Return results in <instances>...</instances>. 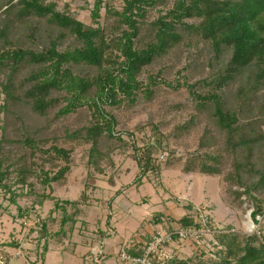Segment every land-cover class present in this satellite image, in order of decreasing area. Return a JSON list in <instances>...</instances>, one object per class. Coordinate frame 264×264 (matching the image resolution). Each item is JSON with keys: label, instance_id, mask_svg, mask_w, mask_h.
I'll return each instance as SVG.
<instances>
[{"label": "trees", "instance_id": "1", "mask_svg": "<svg viewBox=\"0 0 264 264\" xmlns=\"http://www.w3.org/2000/svg\"><path fill=\"white\" fill-rule=\"evenodd\" d=\"M161 1L164 0H122L120 10L111 6L106 8L113 22L102 25L98 19L103 1L95 0L92 10L95 27L58 11L55 2L49 0H6L4 6H0V12L5 16L0 26V40L4 44L0 50V98H3L2 109L8 120L12 123L20 121V125L11 130L2 126L0 136V188L9 194L12 203H16L14 186H32L30 176L36 175L43 184L50 185L64 180L70 171V150L57 144L41 150L40 144L45 140L37 139L35 134L50 128L59 118L86 109L90 119L72 131L67 129L65 135L72 140L90 142L92 159L98 154L102 157L106 153L99 148L102 136L111 143L122 142L120 133L115 131L117 119L108 108H119L125 102L135 104L142 95L150 96L153 92L150 84L155 83L156 76L149 74L145 83L140 78L142 72L188 35L207 43L217 61L226 51L231 55L218 69L216 77L202 80L211 88L208 93L202 94L192 87L201 108L213 107L209 118L222 135L223 142L219 144L215 136L210 141L203 139L200 142L205 147L203 154L193 156L183 170L222 174L228 155L235 154L226 179L243 187L238 195L243 193L253 202L252 217L259 223L257 217L264 209L254 191L264 183V97L261 104L256 100L264 94V0H175L170 10L145 25L147 13ZM34 18L37 23H33ZM185 19L197 21L186 22ZM44 21L42 35L47 36V45L29 48L15 38L16 45H13L10 39L13 26L26 22L30 30L26 33L27 38L35 40ZM67 37H74L78 44L59 48ZM31 43L36 45L35 41ZM239 76L244 80L233 94L235 104L229 107L223 91ZM24 120L33 125L27 126ZM36 122L43 124L34 125ZM188 126L182 127L187 129ZM155 131L152 134L156 144L143 145L145 152L135 156L141 176L159 166L153 156L155 145L162 146L163 136L158 129ZM11 143L27 148L28 154L13 152L14 162L9 161L10 152L4 153L3 147ZM36 151L52 152L50 161L62 159L65 164L56 171L40 168L37 173L33 158ZM13 166H16V179L11 182ZM252 172L258 173L259 179L248 183L245 175ZM43 199H46L45 194ZM55 205L61 207L59 201ZM67 219L64 218L63 223ZM178 222L188 226L193 224V219L185 216ZM42 230L46 231L45 224ZM221 233L214 234L212 253L215 259L201 260L200 255L205 253L202 251L196 262L174 257L170 263L264 264V242L259 240L257 233L242 235L230 230ZM150 240L135 246L129 254L143 255ZM47 246L45 240L42 258Z\"/></svg>", "mask_w": 264, "mask_h": 264}, {"label": "rangeland", "instance_id": "2", "mask_svg": "<svg viewBox=\"0 0 264 264\" xmlns=\"http://www.w3.org/2000/svg\"><path fill=\"white\" fill-rule=\"evenodd\" d=\"M5 1L0 0V6L5 4ZM49 1L55 2L58 11L70 14L86 25L97 26L92 18L95 0ZM102 1L98 22L102 25L110 24L113 17L107 14L106 8L111 6L120 10L123 2ZM174 2L175 0L159 2L147 13L145 25L165 14L173 7ZM4 20L5 16L0 12V26ZM33 23H37L35 18ZM45 24V21L41 23L35 40H31L26 35L30 31L28 24L19 22L11 29V42L16 45L14 38L18 39L29 48L47 45V36L42 35ZM183 32L188 34L184 30ZM32 41H35L36 45H33ZM76 44L78 42L74 37H67L62 40L59 48L65 49ZM3 46V41L0 40V50ZM230 55V51H226L217 61L214 51L207 43L199 41L197 37L185 35L180 44L175 45L167 55L155 60L142 72L140 78L144 82L149 74L156 76L155 83L150 84L153 90L150 96L142 95L135 104L129 105L125 102L119 108H108L117 119L115 131L120 133L122 142L111 143L102 136L99 148L106 152L102 157L98 154L92 159L89 154L90 142L72 140L65 135L67 129L72 131L90 119V112L86 109L59 118L52 122L50 128L35 134L37 139L45 140L40 144L41 150H47L53 144L70 150V171L66 173L64 180L52 182L50 185L43 184L36 175L30 176L29 182H32V186H14L16 203H12L9 194L0 188V264H36L37 260L38 264H104L105 253L112 249L107 242H103L108 240L106 234L115 229V224L117 239L120 241L123 235L128 233L125 223L133 219L134 215L138 221V213L129 214L125 210L128 199L144 211L139 215L151 213L152 216L157 214L154 218H160V214H169V219H159L165 223L154 229L151 239L157 231L165 233L168 228L179 225L178 220L185 216L195 219L201 211L210 215L213 226L211 233L204 236L203 242L197 244L191 239L181 241L176 238L167 244L166 249L180 259L196 262L202 251L205 253L200 255L201 260L208 262L211 257L215 259L212 253L213 240L217 234L229 230L242 235L257 233L259 240L264 242V212L257 217L259 223H255L252 217L253 202L243 193L238 195V191H242L243 187L239 188L231 184L230 179H226L227 172L232 170L231 164L235 154L228 155L222 174L209 175L183 170L193 156L203 154L205 147L200 145L203 139L206 142L215 136L219 144L223 142L222 135L209 118L213 107L208 104L209 107L201 108L193 96L192 87L202 94L208 93L211 88L204 85L202 80L216 77L218 69L225 65ZM243 80V77L239 76L223 91L229 107L235 104L233 94ZM263 95L258 96L257 104L263 103ZM3 103L1 97L0 136L2 126L11 130L13 126L20 125V121L12 123L8 120L2 109ZM24 124L33 125H29L25 120ZM41 124L43 123H34ZM185 124H189L187 129L182 127ZM154 127L163 136V144L155 145L153 156L157 158L156 164L159 166L141 176V168L135 156L145 152L142 150L143 145L155 143L152 134L156 132ZM262 129L264 131V125ZM9 130L7 131L11 135ZM3 151L10 152L11 162H14V153L29 152L27 148L15 143L4 144ZM51 154L53 153L36 151L33 158L37 173L40 168L56 171L59 166L65 164L62 159L50 161ZM144 157H147V154ZM262 162L259 164L262 165ZM15 169L16 166L11 169L14 170L10 175L11 182L16 179ZM245 178L248 183H255L259 174L252 172L251 175H245ZM44 194L46 199H43ZM254 194L262 201L264 209V183ZM42 199L43 203H40ZM56 201L60 202V208L56 207ZM64 218H68L65 223ZM44 224L45 232L41 231ZM252 224L254 226L250 228ZM45 240L49 250L44 262L42 249ZM164 264H171L170 260Z\"/></svg>", "mask_w": 264, "mask_h": 264}, {"label": "built area", "instance_id": "3", "mask_svg": "<svg viewBox=\"0 0 264 264\" xmlns=\"http://www.w3.org/2000/svg\"><path fill=\"white\" fill-rule=\"evenodd\" d=\"M197 215L191 225L179 224L176 227L168 228L165 233L157 231L141 256H133L127 252L126 248H123L119 253L121 260L130 264H164L167 260L175 257L170 250L166 249L167 244L174 239L177 238L181 241L191 239L197 244L203 242L204 236L211 233L212 220L208 213L201 211Z\"/></svg>", "mask_w": 264, "mask_h": 264}, {"label": "crops", "instance_id": "4", "mask_svg": "<svg viewBox=\"0 0 264 264\" xmlns=\"http://www.w3.org/2000/svg\"><path fill=\"white\" fill-rule=\"evenodd\" d=\"M125 210L129 214H132V212L138 213V216H139L138 221L135 220L137 217H136V215H134L133 219H131L125 223L126 224L125 229L127 230L128 233L126 235H123V239L120 241H118V239H117L118 235H117V230H116L115 224H114L115 229L110 231V233L106 234V235H108V236H106V239H108V240H105L103 242H104V244L107 242L108 245L112 246V249L110 248V251H107L105 253L106 256L104 258V264H130L129 262L121 260L120 254H119L120 250H122L123 248H126L127 252L129 253V251L134 249L135 246L144 245L148 240L151 239L152 234H154V229L158 228L159 224L161 225V224L165 223V222H161L159 219L160 218L163 219V217L164 218L166 217L167 219H169L167 217V215H169L168 213H165L164 216H161L162 214H160V218L159 217L154 218V215H157V214H153V216H152L151 213H146V212L145 213L147 214V216H146V214L139 215V213H144V211L141 209V207H139V206L136 207V205H134V202L129 200V199H128V203H126ZM132 220H134V222ZM151 227H153V228H151ZM128 236L130 238H128ZM113 237H114V239H113ZM115 237H116V239H115ZM102 238L104 240V237H102ZM114 249H116V251ZM48 250H47V252H48ZM74 251H75V249H74ZM87 252L88 251H86V253ZM46 253H45V255H46ZM45 255L42 258V261H44V262L46 260ZM38 261L39 260H37L36 264H38Z\"/></svg>", "mask_w": 264, "mask_h": 264}, {"label": "bare ground", "instance_id": "5", "mask_svg": "<svg viewBox=\"0 0 264 264\" xmlns=\"http://www.w3.org/2000/svg\"><path fill=\"white\" fill-rule=\"evenodd\" d=\"M253 226H254L253 224H252V225H250V228H253Z\"/></svg>", "mask_w": 264, "mask_h": 264}]
</instances>
